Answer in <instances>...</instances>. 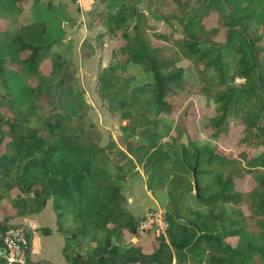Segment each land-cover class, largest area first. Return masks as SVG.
<instances>
[{
	"label": "trees",
	"instance_id": "16d2710c",
	"mask_svg": "<svg viewBox=\"0 0 264 264\" xmlns=\"http://www.w3.org/2000/svg\"><path fill=\"white\" fill-rule=\"evenodd\" d=\"M27 2L0 0V245L15 216L38 213L51 200L68 264H264V0H100L116 45L97 94L124 122L121 145L105 146L75 87L70 54L54 49L64 42L60 17L47 0L50 26L37 16L24 22ZM180 60L189 61L199 93L214 104L204 134L218 139L238 125V153L199 146L189 133L195 83ZM130 64L151 80L131 85ZM181 102L170 129L159 116ZM172 130L176 136L163 140ZM124 164H138L146 188L165 189L171 199L166 235L150 250L121 243L141 218L125 209ZM244 178L248 190L237 187ZM174 205L187 222L178 221ZM85 240L94 246L83 252Z\"/></svg>",
	"mask_w": 264,
	"mask_h": 264
},
{
	"label": "rangeland",
	"instance_id": "374dc122",
	"mask_svg": "<svg viewBox=\"0 0 264 264\" xmlns=\"http://www.w3.org/2000/svg\"><path fill=\"white\" fill-rule=\"evenodd\" d=\"M47 0H28L24 6L20 19L24 22L32 17H40L48 23L51 16L46 17L45 5ZM81 5L77 6L69 0H50L49 7H51V15L60 17V27L64 29L63 44L55 46L54 49L69 55L74 65L75 87L83 93V98L89 104L88 115L90 120L96 125L101 134V145H107L111 140L121 145V138L124 133L121 130V121L118 113H112L107 109L106 103L97 94V76L102 70L103 61L108 65L112 61V49L116 45V39L113 38L104 27L106 4H101L100 0H81ZM139 10H143L146 15H150L146 4L139 3ZM168 11L165 10L164 13ZM48 15V14H47ZM151 24L155 28L168 31L169 28L164 21H158L154 18H149ZM216 16L212 14L205 22L208 26L215 23ZM174 26L178 31L181 30V25L178 20L173 21ZM99 25V30L96 27ZM50 26V25H49ZM177 65L183 67L184 75L190 81L195 83V88L191 89L188 100L193 103L192 116L188 119V131L193 138H196V143L199 146H207L209 148L220 147L226 151H232L235 154L240 151L239 138L241 136L240 127L236 124H231L228 134L220 138H212L203 132V126L207 123V115L212 114L214 107L212 99L206 97L204 94L199 93V84H202L199 79L194 75L189 61L180 60ZM129 74L134 76L131 85H141L151 80V75L145 73L138 65L130 64L127 68ZM238 82L240 80H237ZM3 93V87L0 76V96ZM182 103V104H181ZM178 104L177 111L171 115H160L159 119L167 124L170 129L176 127L178 114L184 107L185 102ZM184 103V104H183ZM209 105V106H207ZM8 114L7 110L4 109ZM152 117L153 114H152ZM171 136L163 140H171L175 137L174 130L170 133ZM140 138L134 137V140ZM185 137H182L178 143L185 142ZM3 151V145L0 146V152ZM124 163V162H122ZM126 165V164H124ZM134 167L131 165L124 166L126 177L121 180V184L125 190V209L129 211L135 218H139L147 210L159 208L165 211L167 216L171 210V199L165 189H157L151 193L146 188L147 174L138 165ZM120 177H122L120 175ZM252 186V182L248 178L238 181V189L248 190ZM49 206L52 207L51 200ZM53 209V208H52ZM54 211V210H53ZM165 216V217H166ZM20 217V216H15ZM14 218V219H15ZM14 219L11 220L12 224H17ZM167 219V217H166ZM168 222V220H167ZM159 237V236H158ZM158 237L147 234L145 236H138L135 234L126 235V239H122L121 243L131 244L138 243L145 246L146 250H150L158 241ZM94 244L90 240H85L81 245V251H89L93 248ZM42 251H54V254L61 255L62 245L45 244L43 242L35 245L30 249V259L33 262L41 263L40 258ZM37 260V261H36Z\"/></svg>",
	"mask_w": 264,
	"mask_h": 264
},
{
	"label": "built area",
	"instance_id": "2783aa9c",
	"mask_svg": "<svg viewBox=\"0 0 264 264\" xmlns=\"http://www.w3.org/2000/svg\"><path fill=\"white\" fill-rule=\"evenodd\" d=\"M73 4L81 5V0H69ZM165 211L155 208L147 210L141 215L135 229V235L165 236L168 222ZM28 229L21 224H15L7 229L0 245V262L4 264H35L29 256L30 238Z\"/></svg>",
	"mask_w": 264,
	"mask_h": 264
},
{
	"label": "crops",
	"instance_id": "0c3cea01",
	"mask_svg": "<svg viewBox=\"0 0 264 264\" xmlns=\"http://www.w3.org/2000/svg\"><path fill=\"white\" fill-rule=\"evenodd\" d=\"M96 29L99 30V25L96 27ZM103 63L104 64L102 65V68L106 66V61H103ZM49 201L40 212L16 217L14 219L17 224L24 225L30 231V249L33 248L36 244L40 246L41 242L48 245L55 243L57 244V246L62 245L63 247L64 237L56 231L55 212L53 211L52 207L49 206ZM41 227L49 228L50 233H42L40 231ZM61 255L62 257H60V255L58 254H54V251H42L41 257L38 259H40V262H42V264H68L63 256L62 251Z\"/></svg>",
	"mask_w": 264,
	"mask_h": 264
},
{
	"label": "water",
	"instance_id": "95a60500",
	"mask_svg": "<svg viewBox=\"0 0 264 264\" xmlns=\"http://www.w3.org/2000/svg\"><path fill=\"white\" fill-rule=\"evenodd\" d=\"M193 187H194V191H195V193H198L199 188H198V182H197L196 179H195L194 182H193ZM173 212H174V214H175V217L178 219V221H180V222H187L185 219H183V218L180 216L179 211H178V209L176 208L175 205H174V207H173Z\"/></svg>",
	"mask_w": 264,
	"mask_h": 264
}]
</instances>
